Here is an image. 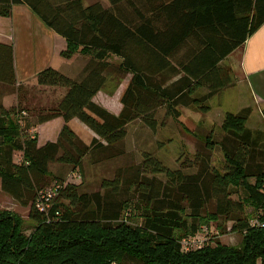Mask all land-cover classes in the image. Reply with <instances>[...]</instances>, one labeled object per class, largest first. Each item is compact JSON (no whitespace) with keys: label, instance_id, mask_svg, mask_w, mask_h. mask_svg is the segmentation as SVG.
Here are the masks:
<instances>
[{"label":"trees","instance_id":"16d2710c","mask_svg":"<svg viewBox=\"0 0 264 264\" xmlns=\"http://www.w3.org/2000/svg\"><path fill=\"white\" fill-rule=\"evenodd\" d=\"M106 1L104 8L81 0H0V17L25 5L61 36L62 58L90 59L74 78L52 68L35 76L39 86L65 90L36 124L19 102L6 109L0 101V192L27 208L34 224L25 235L17 216L0 212V264H264V132L246 127L250 108L224 115L219 169L211 165L215 142L208 136L206 152L174 170L144 153L140 163L103 179L98 191L80 190L83 180L47 185L50 164L82 177L86 156L97 163L122 155L117 145L127 124L138 120L154 131L161 107L174 119L179 107L207 113L208 101L234 84L221 62L264 23V0ZM109 56L121 60L117 73L131 76L117 116L92 101L110 76ZM15 86L13 46L0 42V100ZM200 89L206 93L196 94ZM57 118L64 125L56 141L39 146L30 131ZM72 119L96 136L88 145L67 125ZM228 222L229 232L241 234L238 245L211 246L204 238L199 247L183 248L203 227L216 224L222 232Z\"/></svg>","mask_w":264,"mask_h":264},{"label":"rangeland","instance_id":"374dc122","mask_svg":"<svg viewBox=\"0 0 264 264\" xmlns=\"http://www.w3.org/2000/svg\"><path fill=\"white\" fill-rule=\"evenodd\" d=\"M85 1L86 0H82L84 6L87 5L85 4ZM99 2V0H94V3ZM60 58H62L61 55ZM86 58L88 62L90 59L87 56ZM87 62L85 60L81 70ZM107 62L110 65V76L107 78L104 87L98 91L95 101L99 103L98 106L101 104H105L108 107L111 106L112 108L114 106L115 110L112 112H117L121 105L119 103V95L123 89V85H126L129 76L121 72L117 73L115 68H117L120 60L115 58V56H109ZM81 70L77 72V74H79ZM19 88H21V90H19ZM9 92V94H5V96L1 98L0 101L2 106L8 109L16 106L19 102L21 106L26 109V116L24 118L28 119V121L33 124H36V117L39 113H44L46 110L56 106L65 94L63 88L39 86L36 84V80L28 82L22 87L15 86L12 91L9 90ZM238 98L239 97L235 95V90L233 88L224 91L220 97L211 98L208 101V105L209 107H214L215 111L212 112L209 118L210 120L206 119L205 115L200 113L193 106H188L186 107L187 109L179 107L178 111L180 112V115L177 119L168 116L166 114L167 109L161 107L157 110L155 115L157 127L154 131L148 129L138 120L127 124L125 138L117 145V148L122 150V155L114 159L103 160L97 163H92L90 158L86 156L83 160L82 177H79V174L72 171L68 166L58 163L50 164L48 170L51 175L46 183L50 186L58 178L64 179L66 183L76 184H80L83 180L80 190L86 192L98 191L100 182L103 179L110 180L113 177L115 170L118 168H125L140 163L144 153L151 155L167 169L174 170L178 168L179 163L182 162V160L186 158L192 160L193 156L198 151L206 152L203 142L208 136L213 142H215V148L208 152L211 159V165L212 167L219 169L221 168L224 156L218 145L222 137L220 129L222 118L218 116L220 115V112L218 113L217 110L219 107L224 113H235L238 107ZM219 102L220 104H218ZM260 114L257 110L256 113L251 114L252 117L250 116L246 126H252L255 122V125L257 126H264V121ZM261 120L262 123L258 124ZM53 122L60 126L58 122ZM54 124L49 126L44 125L42 127L37 125L30 131V134L36 136L38 144L44 143L45 141L54 142L61 130V127L58 128V126ZM69 128L83 145H88L94 138V133L91 130L90 132L86 126H83L80 123L74 122ZM19 158L18 154L15 153L13 161L16 163L19 161ZM193 172L194 169L184 171V173ZM54 177L55 179H53ZM159 178H162L163 180V177ZM238 197L240 198L239 194L232 196L234 200ZM0 212H6L17 216L22 221V230L25 235H28L32 231L34 224L28 218V209L19 206L2 192H0ZM244 212L245 215L249 214L251 208L245 206ZM221 226H224V224L222 223ZM230 226L231 223H226L225 230H222L221 232L216 228V224H211L208 228L203 227L202 229V232L205 229L207 231L209 230L207 236L206 232L199 233V236L205 238V242L207 241V244L211 246L216 242L223 245L236 246L240 243L241 234L229 232Z\"/></svg>","mask_w":264,"mask_h":264},{"label":"crops","instance_id":"0c3cea01","mask_svg":"<svg viewBox=\"0 0 264 264\" xmlns=\"http://www.w3.org/2000/svg\"><path fill=\"white\" fill-rule=\"evenodd\" d=\"M99 1L104 8L108 7V2L106 0ZM85 2V4H87L86 6H88L93 4L94 0H86ZM0 42L12 44L13 46L16 86H23L28 82H32L35 80V76L46 68H52L65 74L69 78H74L77 76V72L81 70L85 60L87 62V58L79 54H74L69 59L60 58V53L66 48L65 40L48 28V26L25 5H14L9 17H0ZM118 59L120 60V58ZM221 63L229 69L234 79V84L233 86L223 88L213 97H220L224 91L233 88L235 90V95L239 97L237 100L238 107L236 112L243 108H250L251 114L256 113V110L260 114L261 109L264 107V23ZM127 75L130 79V74ZM126 85L122 87L123 89L119 95V103L121 94ZM97 93L92 98V101L99 105V103L95 101L98 95ZM205 93V89H200L196 92L198 95H203ZM218 104H220V102ZM100 106L113 115H118L122 108L120 105V109L117 112H112L115 110L114 106L113 108L105 104H101ZM180 108L187 109L186 107ZM214 111L215 108L210 107V110L204 113L206 119L210 120L209 118ZM217 111L218 113L220 112L218 116L222 118V124L223 117L226 113L221 111L219 107ZM53 121L58 122L60 126L57 123L54 124ZM74 122L80 123L77 119H72L67 125L71 127ZM259 123H262V120L259 121L258 124ZM51 124L60 128L64 125V122L61 118H57L39 126H49ZM255 124L256 122L252 126L246 127L251 131L264 132V126L261 127ZM93 137L96 136L93 134ZM44 143L38 145L40 146Z\"/></svg>","mask_w":264,"mask_h":264},{"label":"built area","instance_id":"2783aa9c","mask_svg":"<svg viewBox=\"0 0 264 264\" xmlns=\"http://www.w3.org/2000/svg\"><path fill=\"white\" fill-rule=\"evenodd\" d=\"M51 197V194L48 193L47 194V198H50ZM47 198H45V200H47ZM37 207L39 208V210L42 211L43 207L40 206V205H37ZM204 238H201V237H191V238H188L187 240H184L183 241V248L188 250L190 248H194V247H199L201 244H202V241H203Z\"/></svg>","mask_w":264,"mask_h":264}]
</instances>
